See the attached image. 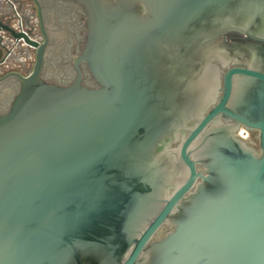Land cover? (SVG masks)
Segmentation results:
<instances>
[{
  "label": "water",
  "instance_id": "water-1",
  "mask_svg": "<svg viewBox=\"0 0 264 264\" xmlns=\"http://www.w3.org/2000/svg\"><path fill=\"white\" fill-rule=\"evenodd\" d=\"M72 1L88 19L66 88L25 6L0 3V63L35 50L0 80L20 86L0 114V264H264V0Z\"/></svg>",
  "mask_w": 264,
  "mask_h": 264
},
{
  "label": "flooded vegetation",
  "instance_id": "flooded-vegetation-1",
  "mask_svg": "<svg viewBox=\"0 0 264 264\" xmlns=\"http://www.w3.org/2000/svg\"><path fill=\"white\" fill-rule=\"evenodd\" d=\"M18 9L21 5L30 8L25 14L22 12L23 28L21 32L26 34L35 44L41 46L49 41V57L45 66L44 80L61 87L71 86L76 78L77 71L74 60L80 55L85 44L87 31L86 21L88 14L83 5L72 0H6ZM38 7H37V5ZM27 11V10H26ZM35 26V28H33ZM9 61L0 63V80L7 72L19 70L23 75L29 74L35 64V50L29 47L23 39H20L9 49ZM26 63V69L18 68L20 63ZM82 84L89 89L99 88L85 64H82ZM19 83L11 80L0 86V114H5L19 91ZM241 137L257 152L261 150L259 132L241 133ZM199 172L202 168L198 167ZM174 228L164 226L157 234L156 239L164 238Z\"/></svg>",
  "mask_w": 264,
  "mask_h": 264
},
{
  "label": "crops",
  "instance_id": "crops-1",
  "mask_svg": "<svg viewBox=\"0 0 264 264\" xmlns=\"http://www.w3.org/2000/svg\"><path fill=\"white\" fill-rule=\"evenodd\" d=\"M1 1H2V0H0V3H1ZM26 10H27V9H26ZM26 10H25V14L28 12V10H27V11H26Z\"/></svg>",
  "mask_w": 264,
  "mask_h": 264
}]
</instances>
